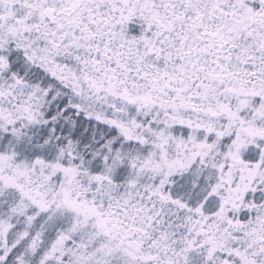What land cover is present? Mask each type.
Wrapping results in <instances>:
<instances>
[{
	"label": "snow or ice",
	"instance_id": "6c2138e0",
	"mask_svg": "<svg viewBox=\"0 0 264 264\" xmlns=\"http://www.w3.org/2000/svg\"><path fill=\"white\" fill-rule=\"evenodd\" d=\"M0 264H264V0H0Z\"/></svg>",
	"mask_w": 264,
	"mask_h": 264
}]
</instances>
